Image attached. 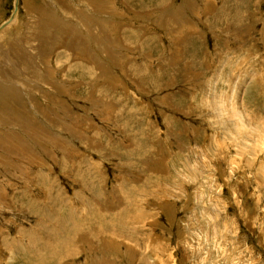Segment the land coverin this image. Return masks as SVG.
Masks as SVG:
<instances>
[{
	"label": "rangeland",
	"instance_id": "1",
	"mask_svg": "<svg viewBox=\"0 0 264 264\" xmlns=\"http://www.w3.org/2000/svg\"><path fill=\"white\" fill-rule=\"evenodd\" d=\"M1 26L0 264H264V0H0Z\"/></svg>",
	"mask_w": 264,
	"mask_h": 264
},
{
	"label": "bare ground",
	"instance_id": "2",
	"mask_svg": "<svg viewBox=\"0 0 264 264\" xmlns=\"http://www.w3.org/2000/svg\"><path fill=\"white\" fill-rule=\"evenodd\" d=\"M8 21H10V19H9ZM12 21H14V19H13ZM4 23H5V22H4ZM4 23H2V24H4ZM5 25H6V24H5ZM4 28H7V27H3V28H2V26L0 27L1 30L4 29ZM85 29H86V28H85ZM2 32H3V31H2ZM101 33H102V32H101ZM35 35H36V34H35ZM74 38H75V37H74ZM106 38H107V37H106ZM109 40H110V39H109ZM75 42H76V40H75ZM100 43H101V42H100ZM74 48H75V47H74ZM14 52H16V51H14ZM14 52H13V53H14ZM16 53H18V52H16ZM16 53H15V54H16ZM82 54H83V52H82ZM13 55H14V54H13ZM16 56H17V54H16ZM18 56L20 57V56H22V55H18ZM18 59H20V58H18ZM19 61H20V62H23L22 57H21V60H19ZM167 76H168V75H167Z\"/></svg>",
	"mask_w": 264,
	"mask_h": 264
}]
</instances>
